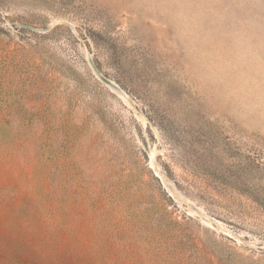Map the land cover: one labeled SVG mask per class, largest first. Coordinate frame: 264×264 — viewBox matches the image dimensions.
Segmentation results:
<instances>
[{
    "label": "rangeland",
    "instance_id": "374dc122",
    "mask_svg": "<svg viewBox=\"0 0 264 264\" xmlns=\"http://www.w3.org/2000/svg\"><path fill=\"white\" fill-rule=\"evenodd\" d=\"M0 264H264V0H0Z\"/></svg>",
    "mask_w": 264,
    "mask_h": 264
}]
</instances>
